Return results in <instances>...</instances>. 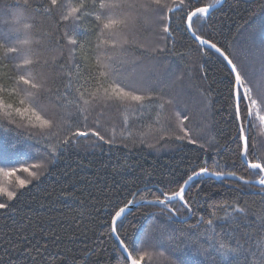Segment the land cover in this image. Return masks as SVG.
<instances>
[{
  "label": "trees",
  "instance_id": "obj_1",
  "mask_svg": "<svg viewBox=\"0 0 264 264\" xmlns=\"http://www.w3.org/2000/svg\"><path fill=\"white\" fill-rule=\"evenodd\" d=\"M64 2L78 3L79 0ZM163 2L169 8L179 5V0ZM184 2L195 8L214 0ZM42 3L46 0H28L25 8L24 0H0V37H15L17 22L34 25V38L39 43L32 46V58H38L39 62L30 70L46 90L40 98L41 106L55 117L58 126L49 133L41 128H25L27 121L16 116L13 119L21 126V132L39 138L42 145L46 142L54 145L77 127L81 131H100L106 140L114 136V144L111 147L96 144L92 136L79 138L59 154L55 163H48L50 157L44 154L28 162L43 160L48 171L39 169L45 173L40 180L19 190L10 206L0 210V264H124L113 248L118 242L109 234L108 225L114 211L132 199V193L137 192V198L144 195L152 199L153 195H159L156 185L164 191L175 190L178 181L205 166V159L213 171H235L246 180L259 179L258 170L248 169L239 156L242 142L237 139V122L233 116V77L220 56L200 46L185 30V9L162 13L171 16L172 36L164 39L161 13L156 6L150 0H129L136 5L132 9L136 21L125 33L128 43L97 48L99 39L111 37L106 34L98 39L93 16L82 17L75 26L72 22L57 23L62 9L44 15L42 9L37 11ZM88 3L87 11H95L91 0ZM143 4L149 5L147 10L140 7ZM194 27L198 29L197 35L217 43L229 54L245 77V87L251 88L253 98H264V0H223L210 12L206 23L198 21ZM69 37L76 39L77 44L69 43ZM97 55L119 62L125 80L146 89L138 94L151 92L161 99L143 109L135 102L126 108L116 104L102 107L95 102L88 106L81 102L77 106L75 101L81 92L84 99H89L96 91V82L91 76L98 71ZM12 56L15 54L5 58L0 52L2 82L14 81L21 74L15 68L19 61ZM5 99L14 102L18 98ZM160 103H164L163 108L159 107ZM78 107H86L87 111L80 114ZM257 113L264 116V105L253 108L249 117L252 126L246 123L248 158L264 162V121ZM185 116L188 117L184 121L187 136L179 141L176 137L185 135L179 121ZM0 123L8 127L2 115ZM188 137L197 140V144H191ZM10 144V140H0V159L13 160L24 154L22 145L13 149ZM201 144L206 153L199 148ZM17 176L31 179L27 173L18 172ZM17 176L5 177L11 179L10 190H17ZM196 182L200 196L207 197L199 201L203 205L199 214L204 215L205 221L211 218L212 212L216 217H223L235 204L245 208L244 214H235L228 224L217 221V239L227 243L230 233L242 242H255L264 247V228H261L264 196L260 194V187L208 176L197 177ZM145 185L151 192L137 191L145 189ZM195 191L194 185L192 193ZM2 202H6V197L0 198ZM160 211L156 206L135 205L126 213L121 238L127 232L129 240L139 241L151 214ZM159 222L163 224L165 218L160 217ZM196 222L193 217L187 223L195 225ZM205 229L204 224L193 229V238ZM183 244L182 241V246L169 248L165 241L162 246H148L146 250L152 253V259L145 264H206L194 251L195 243L190 247ZM199 244L208 247L204 238Z\"/></svg>",
  "mask_w": 264,
  "mask_h": 264
},
{
  "label": "snow or ice",
  "instance_id": "obj_2",
  "mask_svg": "<svg viewBox=\"0 0 264 264\" xmlns=\"http://www.w3.org/2000/svg\"><path fill=\"white\" fill-rule=\"evenodd\" d=\"M150 3L154 4L156 10L161 13L159 19L163 25L162 33L164 34V39H169L172 36L170 28L171 16L162 13L165 10L168 13H172L179 9H185L183 17L185 30L192 33L199 45L207 46V49L214 50L226 62L233 77L231 90L234 100L233 116L237 122L238 130L237 139L242 142L239 156L241 163L246 164L248 169L258 170L259 179L256 181L246 180L243 175L238 176L235 171H213L207 166V160L205 159V166L199 167L198 170H192L191 174L186 175V178H182V182L178 181V187L175 190L164 191L160 185H156L159 195H153L152 199H147L144 195H139L137 198V192H134L132 193V199L127 200L111 216V222L108 225L109 234L114 235L118 242L113 248L124 261V264H145L146 260L152 259V253L147 251L146 248L150 245L162 246L165 241L169 248L182 246V241L184 242L183 246L189 247L195 243L197 247L194 251L206 261V264H264V247H261L258 243L242 242L240 237L230 233L227 234L229 235L227 243L223 239H217V221L221 224H228L235 214H244L245 208L235 204L232 206V211H226L223 217H216L215 212H212L210 213L211 218L205 221L204 215L199 214L201 208H203L199 201L200 199L207 200V197L200 196V186L196 182V178L202 176L216 177L221 180L231 177L246 185L256 184L261 188L260 194L264 196V162L248 158V137L245 135L246 123L247 126H252V120L249 117L252 116L253 108L258 105H264V98L259 100L253 98L251 88L245 87V77L242 76L237 65L223 48L218 47L217 43H213L210 39L197 35L198 29L194 25L198 21L201 24L206 23L210 10L214 8L215 4H220L221 0H214V3L204 4L195 8L186 5L184 0H179L178 8H169L163 0H150ZM23 6L27 8L28 0H24ZM88 6V0H79L78 3L46 0V3L38 5L37 11L42 9L44 15H50L54 10L62 9L57 23L72 22L74 26L81 21L82 17L93 16L97 22L98 39L106 34L111 37V39H99L97 48L109 44L113 47H118L128 43L125 33L136 21V16L132 12V9L136 7L135 4L129 3V0H99V3H96V0H91V7L95 9L91 13L87 11ZM148 6V4L140 5L145 10H147ZM33 27L32 23L20 25L17 22V26L14 28L15 37H0V52L3 53L5 58H9L10 54H15L11 58L19 61L15 64V68L21 73L11 82H2L3 77H0V115L8 121V127H4L3 123H0V140H10V147L13 149L18 145H22L25 149L24 154L16 159H0V174L11 177L18 172H22L27 173L31 177V179H24L17 176L15 182L17 190H10L9 187L0 186V198L6 197V202L0 203V210H5L10 206L9 202L18 197L19 190H24L33 181L40 180L45 173L39 172V169L44 168L45 172L48 171L43 160L39 163L29 164L28 162L34 157L44 154L50 157L48 163H55L60 153L69 146L76 144L79 138H87L89 136L95 138L94 143L96 144L102 143L110 147L114 144V136L106 140L100 131L94 129L81 131L77 127L75 131H70L62 140H57L54 145L50 142L42 145L39 138L33 137L30 133L26 134L20 131L21 126L17 124L13 116L27 121L24 125L25 128H41L51 133L52 129L58 126L55 117L50 116L48 111L41 106L40 98L46 90L43 83L39 82L38 77L30 70L34 63L39 62L38 58H32V46L39 43V40L34 38ZM63 35L66 36L67 33H63ZM68 42L73 45L77 44V40L71 37H69ZM95 64L98 66V71L91 76V79L96 82V91L91 93L89 99H84V93L81 92L75 101L77 106L81 102L85 106L95 102L102 107L108 104H116L126 108L131 102H135L139 109H143L146 105L161 99L158 96H153L151 92L148 95L138 94L146 89L128 83L122 76L121 64L112 57L105 58L102 55H97ZM68 91H70V86L64 93L65 98L68 95ZM5 97H17L18 99L14 102H8ZM167 103H171V101H167ZM17 104L19 106H16ZM159 107L163 108L164 103H160ZM78 111L83 114L87 111V108L78 107ZM101 115H103V112H101ZM257 115L261 121H264V116H260L259 113ZM84 120H87L86 115ZM185 120H188L187 116L179 121L180 130L185 133V135L176 137L179 141H183L187 136V131L184 128ZM124 123L127 125V119H125ZM97 127H99V121H97ZM188 139L191 144H197V140L191 139V137H188ZM45 140H48V137H45ZM199 148L205 153L207 152L203 144L199 145ZM217 163L216 160H213L214 165H217ZM7 165H18V167H8ZM194 185L196 191L193 194ZM145 190L151 192V188H148L147 185H145V189H138L137 191L143 192ZM141 202L145 205L159 207L161 209L160 213L151 214L143 227V235L139 241L129 240L127 232H123V238H121V232L124 228L123 222L126 219V213L129 212V206L136 205L139 207ZM160 217L165 218L163 224L159 222ZM193 217H196V224H188V220ZM202 224L206 225L205 231L193 238V229H199ZM177 225H186V227H177ZM261 228H264V225H261ZM220 235L223 236L225 233ZM201 238L206 240L207 248L199 244ZM126 240H128V243H125ZM246 244L248 245L247 247L245 246Z\"/></svg>",
  "mask_w": 264,
  "mask_h": 264
},
{
  "label": "water",
  "instance_id": "obj_3",
  "mask_svg": "<svg viewBox=\"0 0 264 264\" xmlns=\"http://www.w3.org/2000/svg\"><path fill=\"white\" fill-rule=\"evenodd\" d=\"M222 2H223V0H221V3L220 4H215L214 5V8L213 9H215V8H217V7H219L221 4H222ZM212 9V10H213ZM212 10H210V12L212 11ZM188 33H189V35L193 38V40L195 41V39H194V37L192 36V33L191 32H189V31H187ZM196 42V41H195ZM198 43V42H197ZM199 44V43H198ZM201 46V45H200ZM202 47H204V48H206L207 49V46H202ZM210 50V49H209ZM212 52H214V50H211ZM215 53V52H214ZM217 54V53H216ZM218 56H220L219 54H217ZM221 57V56H220ZM222 58V57H221ZM223 59V58H222ZM226 63V62H225ZM229 68V67H228ZM211 178H214V179H216V180H218L219 178H216V177H211ZM226 179H234V178H231V177H229V178H226ZM235 180V179H234ZM252 181H256V180H252ZM252 185H256V184H252ZM141 204H144L143 202H141ZM135 205H131V206H129V210L131 209V208H133ZM113 236V238L115 239V236L114 235H112ZM116 240V239H115Z\"/></svg>",
  "mask_w": 264,
  "mask_h": 264
},
{
  "label": "rangeland",
  "instance_id": "obj_4",
  "mask_svg": "<svg viewBox=\"0 0 264 264\" xmlns=\"http://www.w3.org/2000/svg\"><path fill=\"white\" fill-rule=\"evenodd\" d=\"M17 175L18 173H16L14 176H11V178H14ZM5 177L6 176H3L2 174H0V186L8 187V183L10 182L11 179H6ZM2 179L5 180V182L1 181Z\"/></svg>",
  "mask_w": 264,
  "mask_h": 264
}]
</instances>
